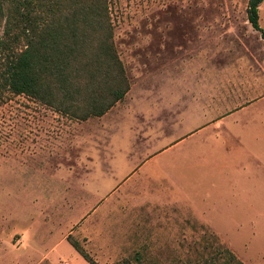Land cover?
Wrapping results in <instances>:
<instances>
[{
  "label": "rangeland",
  "instance_id": "rangeland-1",
  "mask_svg": "<svg viewBox=\"0 0 264 264\" xmlns=\"http://www.w3.org/2000/svg\"><path fill=\"white\" fill-rule=\"evenodd\" d=\"M248 1L110 0L123 100L86 121L0 103V264H89L69 236L98 264L224 248L264 264V39ZM13 7L0 39L28 23Z\"/></svg>",
  "mask_w": 264,
  "mask_h": 264
},
{
  "label": "trees",
  "instance_id": "trees-1",
  "mask_svg": "<svg viewBox=\"0 0 264 264\" xmlns=\"http://www.w3.org/2000/svg\"><path fill=\"white\" fill-rule=\"evenodd\" d=\"M7 1L14 6L13 19L21 16L28 23L19 32L10 25L0 39V103L23 95L86 121L104 116L124 99L131 83L116 45L110 0H0V6ZM263 3L249 0L247 14L264 39ZM38 7L45 11L37 13ZM68 241L89 264H98L70 236ZM186 264L245 263L224 248Z\"/></svg>",
  "mask_w": 264,
  "mask_h": 264
},
{
  "label": "crops",
  "instance_id": "crops-1",
  "mask_svg": "<svg viewBox=\"0 0 264 264\" xmlns=\"http://www.w3.org/2000/svg\"><path fill=\"white\" fill-rule=\"evenodd\" d=\"M263 100H264V97H263ZM264 114V112H262Z\"/></svg>",
  "mask_w": 264,
  "mask_h": 264
}]
</instances>
